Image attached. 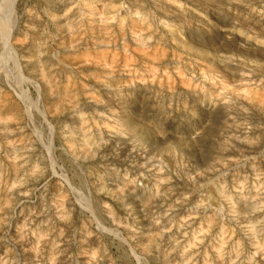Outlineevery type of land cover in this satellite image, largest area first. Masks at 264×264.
Returning a JSON list of instances; mask_svg holds the SVG:
<instances>
[{
  "label": "rangeland",
  "instance_id": "rangeland-1",
  "mask_svg": "<svg viewBox=\"0 0 264 264\" xmlns=\"http://www.w3.org/2000/svg\"><path fill=\"white\" fill-rule=\"evenodd\" d=\"M8 1L0 264H264V0Z\"/></svg>",
  "mask_w": 264,
  "mask_h": 264
},
{
  "label": "bare ground",
  "instance_id": "bare-ground-1",
  "mask_svg": "<svg viewBox=\"0 0 264 264\" xmlns=\"http://www.w3.org/2000/svg\"><path fill=\"white\" fill-rule=\"evenodd\" d=\"M12 1L13 0H10V1H8V3L6 4V6H7V8H9L10 6H11V3H12ZM7 8H6V10H7ZM1 31H2V34H3V40H4V45H5V49H6V51L9 49V41H8V38L10 37V34H8L9 33V31L8 30H6V31H4L3 29H2V27H1ZM226 125V124H225ZM231 138V137H230ZM233 168V167H232Z\"/></svg>",
  "mask_w": 264,
  "mask_h": 264
}]
</instances>
